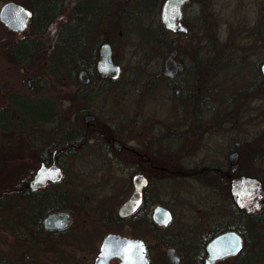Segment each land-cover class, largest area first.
I'll use <instances>...</instances> for the list:
<instances>
[{
	"label": "rangeland",
	"instance_id": "374dc122",
	"mask_svg": "<svg viewBox=\"0 0 264 264\" xmlns=\"http://www.w3.org/2000/svg\"><path fill=\"white\" fill-rule=\"evenodd\" d=\"M7 1L9 0H0V10ZM118 2L123 3L122 0ZM163 2L164 0H158L153 8L148 6L145 10V21L133 27L131 22L127 24L123 21V17L130 19L135 16L134 9L115 10L114 21L110 18L104 19L97 25L90 46L95 49L97 45L99 53L102 43L111 42L115 59L122 64L123 69L118 78H98L97 83L85 89L87 91L84 96L78 91L80 70L79 82L76 83L70 80L61 67L53 68L50 44H46L29 63L14 60L11 48L23 34L27 32V36L32 30L29 28L19 32L8 29L0 19V108L7 110L8 122H11V113L17 120L9 129H0V259L10 257L15 249L11 234L16 229V221L21 224L28 220L25 213H19L17 216L11 195L3 194L4 197L9 196L8 199H3L2 192L8 187V190H11L17 179L28 177L32 168L38 167L39 163L31 158V124H38L43 118L50 117L51 101L57 106V114L48 126L55 136L59 131H56V127L61 115L65 123L84 125L85 113L92 112L100 121L109 125L111 132L124 140L125 124L130 111L134 116L142 110L149 120L164 119L168 123L172 116H189L187 92L190 87L187 78L191 69L211 67L212 70H217L215 78L224 83L221 90L215 94V108L221 107L226 88L228 101H232L231 98L240 101L239 107L228 106L216 110L218 114L220 111L224 112L227 126L225 139H228L221 142L213 135L211 148L228 149L239 139L243 144L248 143L249 151L244 148L242 157H238L235 162L240 164L243 174L257 175L264 180V80L259 77L261 86L258 90L252 89L254 73L251 67L242 66L253 58L250 55L251 44H248L246 38L257 35L264 39V0H189L184 5V25L188 30L169 29L170 32L162 39V44L157 46L155 40L150 41L151 39L147 38L153 37L160 28ZM93 3L95 6L100 4L95 1ZM86 4L91 5V0H87ZM77 18L79 19L78 16ZM93 22L94 19L92 25ZM142 32H145V36ZM205 38L208 39V47H212L216 53H220L217 48L227 47V54L221 50L223 60L218 55H213L208 57V62L205 61ZM230 40L234 45L227 44ZM172 43L179 48V59L186 64V71L180 74L179 79V85L185 93L174 101L167 93L168 88L161 78L165 59L175 48L170 46ZM160 54L162 55L159 56ZM258 56L260 59L264 58V46L263 51L262 46L259 48ZM99 57L100 54L97 56V62ZM30 76H33L32 85L28 84ZM10 90L31 97L23 99L15 96L19 107L11 108L7 105V94ZM235 91L240 93L235 95ZM217 113L213 112L214 115ZM210 114L211 112L206 110L202 117H208ZM52 133L47 135L51 142L56 139ZM231 136L233 138L230 139ZM38 141L42 142V139ZM253 143L257 144L255 150H252ZM112 145L106 137L92 138L86 145L76 147L75 155L64 156L65 164L69 167L65 185L74 192L83 191V195H79L82 196L81 201H74L72 204L76 209L77 226L74 225V231L66 237L71 243H56L63 252L60 256L61 264H94L102 238L109 231L144 238L151 248V264H170L166 254L169 243L165 242L166 240L178 247L184 257L188 252L186 249L202 250L200 245L208 236L211 227L223 217L236 213L230 186L226 184V187H220L219 184H214L224 179L221 174L152 173V185L148 192L150 208L153 210L158 203L168 205L174 212L172 221L159 230H155L149 222L141 224L139 218L125 224L116 220L118 228L114 224L111 227L112 224H108L107 218L109 219L110 214H113L115 219L118 218L119 205L132 190V174L124 167V154L115 152ZM109 149L112 151L109 152ZM222 159L230 163L224 154ZM242 222L247 223V219L242 218ZM251 222L252 220L249 223ZM88 230L92 233L86 237L85 232ZM253 237L243 258L238 257L217 264H252L247 261L248 256L256 258L264 252V237L256 238V234ZM28 252L29 250L26 251ZM33 257L36 264H55L52 261L46 262L41 256ZM256 262L254 264H263V261ZM113 264L121 263L116 259ZM180 264H183V261Z\"/></svg>",
	"mask_w": 264,
	"mask_h": 264
},
{
	"label": "flooded vegetation",
	"instance_id": "af4514ba",
	"mask_svg": "<svg viewBox=\"0 0 264 264\" xmlns=\"http://www.w3.org/2000/svg\"><path fill=\"white\" fill-rule=\"evenodd\" d=\"M10 1V0H9ZM15 1V0H14ZM95 1L98 6H95L93 3ZM91 0V5H87V0H64V7L67 11H73L79 14L80 17L86 12L93 11V19H94V32L97 29V25L100 24L101 21L104 19H109L114 21L113 12L126 10L128 9H135L136 13L134 12L135 16L128 19L123 17V21L127 24L134 21L135 25L140 23L142 19L143 22L145 21L146 16V8L148 6L152 7L157 4L158 0H122V2H118V0ZM165 1V0H164ZM18 2V1H17ZM118 2V3H116ZM210 2V0H209ZM22 3V2H21ZM164 3V2H163ZM26 6L30 7L28 4L23 3ZM85 7L82 8V6ZM161 6V11H162ZM31 8V7H30ZM32 10V9H31ZM125 11V12H126ZM133 14V13H132ZM131 14V15H132ZM33 15V10H32ZM30 17L28 27L24 30H15L19 32H24L30 28L31 18ZM69 15H65L68 17ZM3 22V21H2ZM182 22L184 23V15L182 18ZM4 23V22H3ZM5 24V23H4ZM6 25V24H5ZM7 26V25H6ZM9 29V27L7 26ZM180 28V24H178L175 30ZM27 33V32H26ZM25 33V34H26ZM25 34H23L24 37ZM248 44H251V53L250 55L253 58L247 63H243L242 66L251 67L252 72L254 73V80H253V87L252 89H257L261 86V82L259 77L264 80V58L260 59L258 56L259 48L264 46V39L260 38V36L255 35L251 38H246ZM109 42V41H105ZM111 43V42H110ZM206 45L207 52L203 54V58L206 62H208V57L213 55H218L221 57L220 59L223 60L221 50L227 54V47L225 49H216L217 52H214L212 47H208V39L205 38L204 41ZM228 45H234L233 41H229ZM112 45V44H111ZM101 46V45H100ZM113 47V45H112ZM174 49L178 50V54L174 56L177 64H183L182 68H173L167 69L166 62H164V70L161 74L162 80L166 83V88H168L167 93L172 101L175 98H179L183 96L185 90L182 91L183 87L179 85L180 74L186 71V64L182 59H179L180 50L179 48L175 47ZM173 49V50H174ZM114 51V49H113ZM100 54V48H99ZM158 55V54H155ZM160 54L159 56H161ZM170 55V54H169ZM168 55V56H169ZM14 56V55H13ZM157 56V57H159ZM167 56V58H168ZM254 56H256L254 58ZM14 60L19 62L18 57H13ZM113 58L115 59V55L113 52ZM166 58V59H167ZM165 59V61H166ZM118 63V62H117ZM121 64V63H120ZM97 65V64H96ZM122 65V64H121ZM207 65V64H206ZM168 66L172 67L175 65L172 62H168ZM210 66V64H209ZM85 69V68H83ZM80 69V72L81 70ZM123 69V67H122ZM87 74L90 76V81L88 83H84L82 80L83 85H86L88 88L92 86L91 82L93 81V76L89 73L87 69ZM100 77L103 79H114L112 75H104L98 70ZM26 73L28 71H25ZM217 70H212V68H196L191 69V73L187 78L189 82L188 87L189 90L187 92V98L189 102V116H181V117H174L172 116L170 119V123H168L164 119H157V118H150L147 117V114L141 110L138 115L132 116L130 111L129 118L125 124V138L122 140L116 133L111 132L109 125L105 122L100 121L96 114L92 112H86L84 115L85 124L81 125V128L84 132L77 134V137H74L72 140L69 139V135L65 134L62 130V127H59L62 124H70L65 123V121L60 117L59 124L56 127V131H58L57 135L52 133V129H49L50 126V117L43 118L38 124L32 123L30 128L32 129V133L29 135L30 139V147L32 156L31 158L34 162H38L39 165L36 168H32V173L26 178L17 179L15 185L12 187L9 192L13 201L15 203V211L17 216L19 213H25V216L28 220L25 223H19L16 221L17 226H15L14 234V256H13V264H36V260L33 255H37L38 257L41 256L46 262L52 261L55 264H61L60 256L63 255V252L56 246L58 242H67L69 243L70 240H66L67 236H70L68 233L74 231L73 226H77L76 222V214L75 208L72 206L74 201H81L83 195L82 192H74L70 190L68 186L65 185L66 173L69 170V167L65 164L64 156L65 155H75L76 147L82 146L92 139V138H100L106 137L107 140H110L113 143L114 147L113 150L117 153L122 152L123 160H124V167L130 170L132 176L130 177L132 190L127 195L126 198H123L122 203L120 206L125 202L128 197L132 194L133 190L135 189V177L137 174L144 175L149 179L148 186L143 190L144 197L140 207L133 212L132 214L122 216L119 214L118 208V218L115 219L113 214L109 215V219L107 218L108 224L111 227L116 225V220L120 221L122 224L131 223L132 219L139 218L141 224L143 222H148V218H150L158 228L165 227L169 224L174 216L173 209L164 203L162 204L165 207L169 208L172 211V217L169 223L162 225L159 222L153 219L154 208L153 210L150 208L151 202L149 200V189L152 185V180L150 174L152 173H214L216 175L221 174L224 179L215 182L214 184H219L220 187H226V184L231 188V176H240L243 175V170L241 169L240 164L235 162L238 157H242V151L244 148H247L249 151L250 146L248 143L243 144L242 140H236L235 144L227 148H211V139L212 136L216 137L219 141H226L225 139V132L227 131L226 126V117H224V112L217 113V109H222L224 107H239L240 101H237V98H231L232 101L227 100V88L225 89V94L221 99V107L215 108L214 106V98L215 94L221 90L223 86V82L219 81L218 78H215ZM80 76V75H79ZM160 79V78H159ZM33 83V76L29 77L28 84L32 85ZM219 83V84H218ZM82 85V84H81ZM80 86V85H79ZM78 86V88H79ZM94 86V85H93ZM87 88V89H88ZM262 89H264L262 87ZM13 92L12 96L17 95L19 92H15L13 90L8 91V93ZM85 92V91H84ZM239 91H235L233 94H239ZM174 94V95H173ZM27 95V94H25ZM35 96V95H34ZM31 97L27 95V98ZM8 100V94H7ZM10 101V100H9ZM7 101V104L9 103ZM210 111L211 114L208 117L203 118L202 114L205 111ZM83 111V110H82ZM85 111H89V109H85ZM217 113V115H214ZM82 113V112H81ZM92 115V117L89 116ZM139 117V118H138ZM16 118V117H15ZM149 120V121H148ZM17 120L15 121V123ZM49 125V126H48ZM46 128V129H45ZM139 131V132H138ZM50 133L54 134L55 138L54 141L51 142V139L48 140V136ZM51 135V134H50ZM68 137V138H67ZM60 138L66 139L65 141H59ZM233 136L230 137V139ZM38 139H42V142H39ZM119 141L118 143H116ZM227 144V143H226ZM224 144V146H226ZM112 145V146H113ZM257 144H252V150H255ZM112 151L109 149V152ZM229 152V153H228ZM222 154H224L227 158H229L230 163L228 164V160L222 159ZM234 156L232 159L231 156ZM225 162V163H224ZM61 168V179H57L58 175L56 173V169ZM42 173V175H41ZM215 177V176H214ZM210 178V176H209ZM217 177H215L216 179ZM226 179V180H225ZM210 180V179H209ZM216 181V180H214ZM210 184V182H208ZM12 191V192H11ZM231 193V191H230ZM232 197V194H230ZM233 200V207L235 208L236 212L246 213V210L241 209ZM66 211L71 213V220L68 226L64 228L60 227H48L45 224V218L51 214L52 212H60ZM258 212V211H257ZM236 218V220L241 221L242 217ZM228 216L222 218L221 221H218L216 225H213L208 233L209 240L206 243V255L204 256V263L206 264L205 260L208 256V249L207 244L208 242L217 234L225 231H220L215 233V228L226 220ZM16 220V219H15ZM115 221V223H114ZM115 227L118 228V225ZM233 229V228H229ZM76 230V229H75ZM227 230V229H226ZM111 232L117 233L122 236H130L134 238L142 239L146 246H147V254L150 259L151 264V248L147 244V241L138 236H132L130 234L124 232H117V231H109L105 234L102 238L99 252L95 258L94 264H97L101 247L104 238ZM92 233L91 230L85 232V236L88 237ZM241 233V232H240ZM242 234V233H241ZM84 236V234H83ZM82 236V237H83ZM84 238L86 239V237ZM244 236V235H243ZM87 240V239H86ZM88 241V240H87ZM86 241V242H87ZM71 243V242H70ZM169 245H173L169 243ZM168 245V246H169ZM176 248L178 255L180 256V264L183 261V256L180 254L178 247L173 245ZM150 248V250H149ZM26 253V251H28ZM190 249H186L189 251ZM243 249L237 253L236 255L228 256L224 259L217 260L214 264H217L222 261L231 260L234 258L242 257L241 252ZM26 253V254H25ZM167 254V253H166ZM168 256V255H167ZM243 258V257H242ZM118 259L121 263V259L119 257H115L111 260V264L113 261ZM169 260V257H168ZM170 264H174L169 260Z\"/></svg>",
	"mask_w": 264,
	"mask_h": 264
},
{
	"label": "trees",
	"instance_id": "16d2710c",
	"mask_svg": "<svg viewBox=\"0 0 264 264\" xmlns=\"http://www.w3.org/2000/svg\"><path fill=\"white\" fill-rule=\"evenodd\" d=\"M26 1V4H28L33 10V15L30 23V29L32 31L27 36L19 38V41L15 43L13 48H11V53H13L14 57L20 58L19 62L29 63L33 60V56L38 54L46 44H50V60L53 64V68L55 66L61 67L62 70L68 75L70 80L76 83L79 82V70L85 68L93 76V81L91 82V84L97 83L98 78H100V74L97 71L96 65L97 56L99 54L98 47L96 45L95 49H93L90 46V44L93 43V34L95 33L94 22L93 25L91 24V22L93 21L94 12H86L83 17H80L79 14L76 13V11L70 12L65 9L63 3L64 0ZM67 13L69 16L65 17ZM77 16L79 17V19L77 18ZM142 22L143 20L141 19L140 23ZM133 25H135L134 21L131 22L132 27ZM53 28H56V30H53ZM169 32V29L163 22H161L160 28L157 32H155V35L147 39H151L150 41L155 40V45L159 46L162 44V39L165 38ZM142 33L145 36V32ZM170 46L177 47L173 43ZM79 85L78 91L82 92V95L84 96L85 92L87 91L85 89H87L88 87L86 85H83L81 81L79 82ZM12 94L14 93H8L7 101H10L7 105L11 108L13 107L15 109H18L19 101L15 98V96L25 99L27 98V95H21V93H17V95L12 96ZM50 105L52 106V114L50 115V118L51 120H53V118L57 114V106L53 101H51ZM6 113L7 110L5 108H0L1 130L9 129L11 125H13L16 121L11 113V122H8ZM61 127L62 130L64 129L63 132L69 135L68 140H72L74 137H77V134L84 132V130L81 128V125H79L78 123L62 124L59 129ZM62 140L65 141L66 139H59V141ZM8 188H5L3 190L2 195L9 194V192L7 193V191H10L8 190ZM4 196L5 195L1 197H3V199H8L9 197ZM149 204L150 203L148 200V205ZM239 214H241L240 217L247 219L248 224L243 222L241 223V221L236 220V218L239 217ZM250 220H252L251 223H249ZM147 221L152 227L155 228V230H159V228L150 218H148ZM255 224L256 226H254ZM229 228L236 229L244 235L245 245L243 251L241 252V256L244 257L249 243L252 241V239H254L253 235L256 234V238H260L261 236L264 237V208L250 216L245 212H236L233 215H228L227 219L223 220V222L215 228L214 232L218 233ZM11 236V242L13 243V247H15L13 232ZM211 237L212 235L210 237L206 236L205 239H203L202 245L199 244L202 250H189L188 252H186L185 256L183 257V264H203L204 256L206 255L205 246L207 241ZM165 242L172 243L170 240H166ZM13 254L14 250L12 251V255L10 254V257H2L0 259V264H13ZM257 260L263 261L264 264V252L260 254V256H256V258H251L250 256H248L247 261L254 264L257 263Z\"/></svg>",
	"mask_w": 264,
	"mask_h": 264
},
{
	"label": "water",
	"instance_id": "95a60500",
	"mask_svg": "<svg viewBox=\"0 0 264 264\" xmlns=\"http://www.w3.org/2000/svg\"><path fill=\"white\" fill-rule=\"evenodd\" d=\"M189 0H165L163 3L161 18L165 26L170 30H175L180 24V29L187 31L188 27L182 22L184 15V5ZM32 10L21 2L14 0L7 1L0 10V19L11 30H24L28 27ZM113 47L110 42H104L100 46V57L97 62L98 70L104 75H112L118 78L122 72V65L115 62L113 58ZM178 50L174 49L166 59V68H182L183 64H177L174 56ZM168 62L174 66L169 67ZM80 79L84 83L90 81V76L85 69L80 72ZM92 117L91 114H89ZM117 141L116 143H118ZM234 159V156H231ZM57 179H61V168L56 169ZM42 175V173H41ZM149 179L144 175L137 174L135 177V189L128 199L119 208V214L126 216L135 212L141 205L144 197L143 190L148 186ZM234 202L246 210L248 214H253L264 208V180L257 175L243 174L231 176L230 188ZM172 211L162 204L154 208L153 219L162 225L169 223ZM71 213L66 211L52 212L45 218L48 227L64 228L69 225ZM245 245V238L236 229H227L215 235L207 244L208 256L206 264H214L217 260L224 259L239 253ZM169 260L178 264L180 256L173 245L166 248ZM115 257L121 259V264H150L147 254V246L142 239L130 236H122L117 233H109L103 240L100 256L97 264H111Z\"/></svg>",
	"mask_w": 264,
	"mask_h": 264
}]
</instances>
